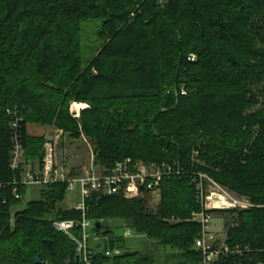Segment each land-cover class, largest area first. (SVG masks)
I'll list each match as a JSON object with an SVG mask.
<instances>
[{"label": "trees", "instance_id": "16d2710c", "mask_svg": "<svg viewBox=\"0 0 264 264\" xmlns=\"http://www.w3.org/2000/svg\"><path fill=\"white\" fill-rule=\"evenodd\" d=\"M85 19L102 20V42L83 67ZM72 101L87 105L79 117ZM7 109L21 118L19 142L30 161H40L45 137L27 125L39 123L75 139L84 134L96 165L125 157L179 163L181 174L162 179L155 211L146 197L92 202L88 217L107 240L90 244V264H157L120 247L110 218L174 249L166 264H200V226L190 220L201 209L191 183L197 173L252 203L211 212L235 213L225 230L227 244L243 249L238 264H264V0H0L1 183L14 177ZM66 191L65 182L44 185L14 214L21 198L0 201V264H34L36 255L38 264H83L51 224L79 215L59 206ZM114 246L121 253L106 255Z\"/></svg>", "mask_w": 264, "mask_h": 264}, {"label": "built area", "instance_id": "2783aa9c", "mask_svg": "<svg viewBox=\"0 0 264 264\" xmlns=\"http://www.w3.org/2000/svg\"><path fill=\"white\" fill-rule=\"evenodd\" d=\"M75 104L77 103L70 106V110L76 117L81 108H75ZM6 112L10 116L8 125L14 132L9 160V168L14 177L5 183L0 182V201L5 204L9 198H21L19 188L28 185L44 186L65 182L67 190L78 185L80 199L72 208L78 211L79 215L74 218L53 219L51 224L56 232L66 235L74 243L79 262L83 264L91 263L93 251L90 242L97 238L96 221L88 217L93 201L102 196L120 195L125 199L144 197L145 194L158 196L164 177L182 173L178 162H154L132 157L119 159L111 167H90L83 173H76L68 165L57 161L56 143L52 138L44 140L42 155L35 167L32 161L26 159L24 148L19 142L18 126L21 118L16 110L7 109ZM191 183L201 206L200 210L192 211L190 216V220L200 226V231L194 239V247L201 254L200 264H238L234 259L242 254L243 249L227 244L225 229L221 237L212 229L211 210L237 211L251 207L252 203L245 196L236 194L203 173L193 175ZM128 234L129 231L126 230L124 236ZM102 239L107 240V237ZM119 253L121 249L115 246L105 251L109 256ZM228 258H232L233 262L225 263Z\"/></svg>", "mask_w": 264, "mask_h": 264}, {"label": "rangeland", "instance_id": "374dc122", "mask_svg": "<svg viewBox=\"0 0 264 264\" xmlns=\"http://www.w3.org/2000/svg\"><path fill=\"white\" fill-rule=\"evenodd\" d=\"M101 19H85L82 22L81 31V64L84 67L88 60L95 54L96 49L102 42L98 37V31L101 28ZM74 103L75 108H85L86 104L77 101H72L70 106ZM70 109V107H69ZM72 115V111L70 110ZM76 117H79L80 111L77 113ZM75 117V116H74ZM28 132L34 135L44 136L46 138H52L55 140L56 145V157L59 163H64L68 165L73 172L83 173L86 169L90 167H96L101 165H96L93 159V150L91 142L81 134V137L75 139L69 134L64 133L62 130L56 128L53 125H44L39 123L28 124ZM147 161V160H145ZM155 162V161H154ZM82 166H85L84 168ZM43 186L39 185H28L24 187V192L21 195V201L18 205L12 207L11 213L14 214L15 211L21 210L27 204V202L32 200H37L40 198V191ZM232 190V189H230ZM233 191V190H232ZM235 192V191H233ZM236 193V192H235ZM237 194V193H236ZM147 195V196H146ZM149 209L155 211L159 202L161 195L158 196L145 194ZM247 198V197H246ZM80 193L78 185H74L72 189H68L65 193L64 199L58 204L62 207L71 208L72 205L79 201ZM248 199V198H247ZM211 227L219 237H221L225 232L227 223L233 221L235 216L234 212H212ZM95 222V220H93ZM108 226L113 230V234L116 236H122L124 241H119L118 245L126 247L131 246L141 250L143 253L151 254L156 260L157 264H166L167 257L174 249L169 246H164L159 244L157 240H152L144 235H139L134 232V230L124 223L123 219L120 218H110L106 220ZM128 230L129 234L124 236L125 231ZM91 236L93 231L90 232ZM97 238L92 240L90 244H95L101 241L104 237L101 233H96ZM121 242L122 245L120 244ZM116 247V246H115Z\"/></svg>", "mask_w": 264, "mask_h": 264}, {"label": "water", "instance_id": "95a60500", "mask_svg": "<svg viewBox=\"0 0 264 264\" xmlns=\"http://www.w3.org/2000/svg\"><path fill=\"white\" fill-rule=\"evenodd\" d=\"M95 227L96 228H99L100 227V222H95ZM76 261L79 262V256L78 255L76 256ZM39 262H40V256L39 255H36L33 258V263L34 264H38Z\"/></svg>", "mask_w": 264, "mask_h": 264}, {"label": "crops", "instance_id": "0c3cea01", "mask_svg": "<svg viewBox=\"0 0 264 264\" xmlns=\"http://www.w3.org/2000/svg\"><path fill=\"white\" fill-rule=\"evenodd\" d=\"M27 132H28V125H27ZM29 133V132H28ZM30 134V133H29ZM30 135H33V136H40V135H34V134H30ZM38 163H39V161L38 160H35V161H32V164L36 167L37 165H38ZM83 168L85 167V166H82ZM96 167H98V166H96ZM75 205V204H74ZM61 208H64V209H69V208H66V207H62L61 205H59ZM72 207H73V205H72ZM71 207V208H72ZM91 245H93V243L91 244Z\"/></svg>", "mask_w": 264, "mask_h": 264}]
</instances>
